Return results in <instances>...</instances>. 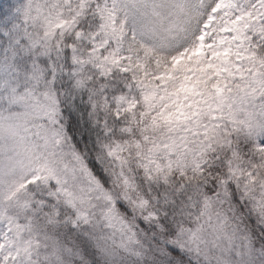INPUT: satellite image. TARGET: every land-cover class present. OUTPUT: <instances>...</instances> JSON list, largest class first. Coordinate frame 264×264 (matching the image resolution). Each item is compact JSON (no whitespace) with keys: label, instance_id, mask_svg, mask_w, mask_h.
Returning <instances> with one entry per match:
<instances>
[{"label":"snow or ice","instance_id":"1","mask_svg":"<svg viewBox=\"0 0 264 264\" xmlns=\"http://www.w3.org/2000/svg\"><path fill=\"white\" fill-rule=\"evenodd\" d=\"M0 264H264V0H0Z\"/></svg>","mask_w":264,"mask_h":264}]
</instances>
